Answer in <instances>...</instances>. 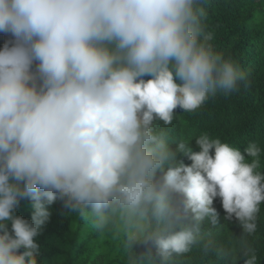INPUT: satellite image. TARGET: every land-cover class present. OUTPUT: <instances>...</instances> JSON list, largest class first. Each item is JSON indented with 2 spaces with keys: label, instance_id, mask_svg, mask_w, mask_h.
I'll list each match as a JSON object with an SVG mask.
<instances>
[{
  "label": "clouds",
  "instance_id": "clouds-1",
  "mask_svg": "<svg viewBox=\"0 0 264 264\" xmlns=\"http://www.w3.org/2000/svg\"><path fill=\"white\" fill-rule=\"evenodd\" d=\"M204 2L0 0V32L15 37L0 49V264H38L43 201L58 198L100 234L115 229L128 264H170L197 244L223 259L232 249L202 233L217 225V196L243 229L239 256L257 264L247 237L264 202L261 148L247 145L249 162L204 133L200 151L183 141L172 150L154 128L248 79L214 49ZM25 197L31 223L13 215ZM147 241L156 255L138 258L134 245Z\"/></svg>",
  "mask_w": 264,
  "mask_h": 264
},
{
  "label": "trees",
  "instance_id": "trees-1",
  "mask_svg": "<svg viewBox=\"0 0 264 264\" xmlns=\"http://www.w3.org/2000/svg\"><path fill=\"white\" fill-rule=\"evenodd\" d=\"M202 7L205 12L202 27L212 33L214 49L238 63L248 74V79L241 82L238 92L227 96L218 93L193 112H183L177 106L170 125L155 121L154 128L164 133L172 150L183 141L198 152L196 138L207 133L213 139L219 138L222 143L238 148L249 162L251 158L246 148L255 143L261 148L257 171L264 174V0H205ZM14 43L15 37L10 32H0V49L5 44L11 47ZM37 63L33 62V72ZM143 78L147 80L150 76ZM214 151V148L210 149V154L214 155ZM176 158L185 165L192 163L183 153H177ZM161 175L158 172L157 179ZM43 202L49 217L34 237L39 246L38 264H128V254L123 251L121 236L115 229L100 234L87 218L65 207L63 200ZM33 205L30 197L22 198L13 215L31 223L35 211ZM212 207L217 212V225L205 221L203 237L232 249V254L221 259L215 252L206 254L202 245L197 244L189 252L174 256L170 264H244L236 243L243 232L238 219L234 214L226 219L227 214L218 196L213 199ZM4 223L11 234V221ZM256 223L257 229L247 237V242L256 251L257 264H264V202L260 204ZM134 250L138 258L156 255L152 241L137 242Z\"/></svg>",
  "mask_w": 264,
  "mask_h": 264
}]
</instances>
